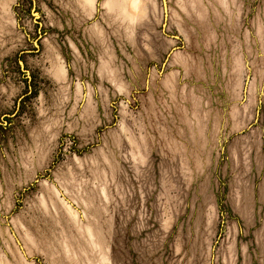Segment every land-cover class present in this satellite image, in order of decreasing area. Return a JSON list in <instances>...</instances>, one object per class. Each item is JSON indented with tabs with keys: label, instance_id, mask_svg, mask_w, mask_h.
I'll return each mask as SVG.
<instances>
[{
	"label": "rangeland",
	"instance_id": "rangeland-1",
	"mask_svg": "<svg viewBox=\"0 0 264 264\" xmlns=\"http://www.w3.org/2000/svg\"><path fill=\"white\" fill-rule=\"evenodd\" d=\"M0 264H264V0H0Z\"/></svg>",
	"mask_w": 264,
	"mask_h": 264
}]
</instances>
